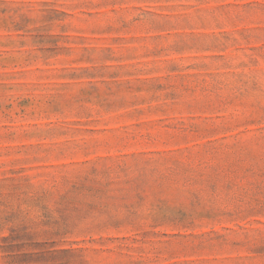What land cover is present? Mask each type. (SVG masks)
Segmentation results:
<instances>
[{"label": "rangeland", "instance_id": "obj_1", "mask_svg": "<svg viewBox=\"0 0 264 264\" xmlns=\"http://www.w3.org/2000/svg\"><path fill=\"white\" fill-rule=\"evenodd\" d=\"M0 264H264V0H0Z\"/></svg>", "mask_w": 264, "mask_h": 264}]
</instances>
